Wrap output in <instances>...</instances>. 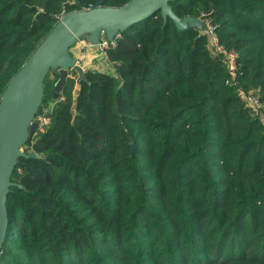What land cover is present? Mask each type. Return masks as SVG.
<instances>
[{"label": "trees", "instance_id": "1", "mask_svg": "<svg viewBox=\"0 0 264 264\" xmlns=\"http://www.w3.org/2000/svg\"><path fill=\"white\" fill-rule=\"evenodd\" d=\"M98 1L0 0V96L55 16ZM169 5L213 26L234 80L207 34L159 13L119 34L112 73L68 78L47 115L49 72L50 123L13 171L0 264H264V128L239 97L264 105V0Z\"/></svg>", "mask_w": 264, "mask_h": 264}, {"label": "water", "instance_id": "2", "mask_svg": "<svg viewBox=\"0 0 264 264\" xmlns=\"http://www.w3.org/2000/svg\"><path fill=\"white\" fill-rule=\"evenodd\" d=\"M170 0H130L120 7H103L100 0L84 10L66 13L11 78L0 96V252L8 229L6 208L13 171L20 158L28 159L26 147L39 130L35 117L44 104V79L49 72L57 73L46 114L50 115L69 75L75 72L81 80L85 76L79 59L70 49L82 41L96 48L104 39L111 43L120 33L134 24L160 14L169 18L176 30L197 29L206 34L204 24L196 18H178L169 5Z\"/></svg>", "mask_w": 264, "mask_h": 264}, {"label": "built area", "instance_id": "3", "mask_svg": "<svg viewBox=\"0 0 264 264\" xmlns=\"http://www.w3.org/2000/svg\"><path fill=\"white\" fill-rule=\"evenodd\" d=\"M66 14V12L64 10H62L60 12V14L56 17V20L59 21L64 15ZM199 20L204 24L205 28H206V34L208 37V46L209 49L211 50V52L214 55H218L220 53H224L225 55V62H226V66L228 68V73L229 76L231 77L232 80H234L235 75H236V65H235V55L233 52H225L222 47L219 45L218 39L214 33V28L213 26H211L209 24V22L207 20H205L202 16L201 18H199ZM81 43H83L84 45H86L84 42L79 41ZM87 47H89L88 45H86ZM115 47V40L111 43H107L104 39L102 40V42L100 43V45L98 46V48L100 49L101 53H100V60H107V55H106V51L110 48ZM79 65V64H78ZM80 66V65H79ZM83 74L85 72H87L88 68L86 67H81ZM72 72L69 75L70 79H74L77 82L79 76L75 73ZM240 100L243 104L244 109L248 110V112L255 118H257V120L259 121V123L261 124V126L264 128V105L263 103L260 101L258 95L255 92H241L240 95ZM35 121L38 123L39 125V130H42L44 128H46L49 123H50V119L44 115H36L35 117Z\"/></svg>", "mask_w": 264, "mask_h": 264}, {"label": "rangeland", "instance_id": "4", "mask_svg": "<svg viewBox=\"0 0 264 264\" xmlns=\"http://www.w3.org/2000/svg\"><path fill=\"white\" fill-rule=\"evenodd\" d=\"M70 52L74 57L79 59V64L81 63L80 60L85 59V67H89V69H87L88 71H106L108 73H112L113 71L109 62L99 59L101 51L98 47L91 48L87 47L81 42H77V44L70 50ZM76 83L77 82H75V84Z\"/></svg>", "mask_w": 264, "mask_h": 264}, {"label": "crops", "instance_id": "5", "mask_svg": "<svg viewBox=\"0 0 264 264\" xmlns=\"http://www.w3.org/2000/svg\"><path fill=\"white\" fill-rule=\"evenodd\" d=\"M81 61V63L79 64L81 67H85V59H82V60H80ZM86 67H88V66H86ZM88 69H89V67H88ZM75 87H76V85H75Z\"/></svg>", "mask_w": 264, "mask_h": 264}]
</instances>
